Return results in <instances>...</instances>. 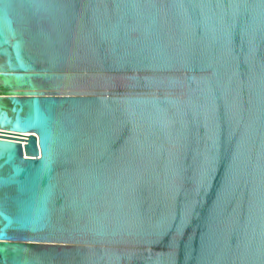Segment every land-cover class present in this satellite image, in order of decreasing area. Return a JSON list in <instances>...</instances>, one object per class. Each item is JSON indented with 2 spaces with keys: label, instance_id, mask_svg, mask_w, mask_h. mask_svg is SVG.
<instances>
[{
  "label": "water",
  "instance_id": "95a60500",
  "mask_svg": "<svg viewBox=\"0 0 264 264\" xmlns=\"http://www.w3.org/2000/svg\"><path fill=\"white\" fill-rule=\"evenodd\" d=\"M0 129V264H264V0H0Z\"/></svg>",
  "mask_w": 264,
  "mask_h": 264
},
{
  "label": "bare ground",
  "instance_id": "6f19581e",
  "mask_svg": "<svg viewBox=\"0 0 264 264\" xmlns=\"http://www.w3.org/2000/svg\"><path fill=\"white\" fill-rule=\"evenodd\" d=\"M0 131H3V132H9V131H6V130H1ZM10 133H13V132H10ZM0 135H4V136H18V135H11V134H5V133H0ZM23 135H30V134H23ZM21 137H25V136H21Z\"/></svg>",
  "mask_w": 264,
  "mask_h": 264
}]
</instances>
